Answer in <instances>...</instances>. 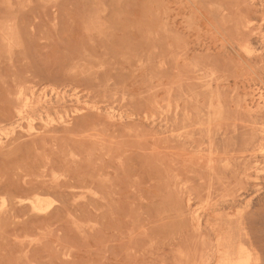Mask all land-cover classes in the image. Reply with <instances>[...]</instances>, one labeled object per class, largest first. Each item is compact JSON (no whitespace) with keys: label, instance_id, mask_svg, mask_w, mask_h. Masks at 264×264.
<instances>
[{"label":"rangeland","instance_id":"obj_1","mask_svg":"<svg viewBox=\"0 0 264 264\" xmlns=\"http://www.w3.org/2000/svg\"><path fill=\"white\" fill-rule=\"evenodd\" d=\"M0 264H264V0H0Z\"/></svg>","mask_w":264,"mask_h":264}]
</instances>
